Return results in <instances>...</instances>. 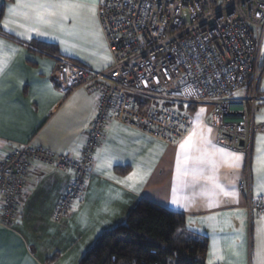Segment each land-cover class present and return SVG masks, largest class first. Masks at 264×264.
Here are the masks:
<instances>
[{
  "label": "crops",
  "instance_id": "crops-1",
  "mask_svg": "<svg viewBox=\"0 0 264 264\" xmlns=\"http://www.w3.org/2000/svg\"><path fill=\"white\" fill-rule=\"evenodd\" d=\"M92 2L96 9L94 21L78 25V36L57 33L39 37L33 34L31 39H22L5 30L2 23L10 15L9 8L16 0H0V7H3L0 38L18 49L0 75V156L28 143L73 158L82 155L95 116L94 99L81 88L72 93L63 92L56 76L57 65L62 61L97 71L112 64L98 22L99 0ZM68 23L70 27L71 21ZM31 42L56 46L58 54L42 53ZM258 90L264 97V71ZM197 111L192 114L191 128L193 122L211 128L212 144L223 149L214 143L215 131L208 123L209 111L204 116L200 114L198 119ZM256 119V123L264 125V106L259 108ZM178 142L168 145L110 121L99 142L96 162L85 181L82 199L60 222H54L52 215L68 189L70 174L46 167L31 169L25 177L26 195L21 201L20 217L10 227L0 225V264H79L98 236L123 224L141 199L183 216L189 232L208 240L205 264L212 258L210 251L214 242L217 248L224 249L225 256L224 261L216 264H228V246L233 240L242 251L243 264H259L264 257V251H261L264 218L255 214L251 222L248 221L246 198L239 188L245 172V155L234 152L242 156L240 167L232 169L221 164L217 170L219 182L229 191L234 190V196L215 197L214 206L208 207L209 197L203 194L204 181L188 188H182L178 183L176 196L183 206L173 205L170 201ZM258 148L264 152V133L254 136L251 148L254 203L264 200V188L260 187L255 171L261 154ZM108 159H111L110 166L105 163ZM138 167L150 171L136 191L116 182ZM209 216H214L215 220H207ZM189 220L194 223L189 225ZM232 260L235 264L236 258Z\"/></svg>",
  "mask_w": 264,
  "mask_h": 264
},
{
  "label": "built area",
  "instance_id": "built-area-1",
  "mask_svg": "<svg viewBox=\"0 0 264 264\" xmlns=\"http://www.w3.org/2000/svg\"><path fill=\"white\" fill-rule=\"evenodd\" d=\"M97 13L112 64L102 71L69 61L57 65L63 92L81 88L94 99L82 155L73 158L30 143L1 155L0 225L10 227L20 217L25 177L34 167L70 174L52 215L54 222L62 221L82 199L110 121L168 145L183 139L192 118L173 103L209 107L214 143L246 157L239 188L248 221L255 214L264 218V200L252 201L249 169L253 138L264 133L255 121L264 0H99ZM133 95L157 104L136 102Z\"/></svg>",
  "mask_w": 264,
  "mask_h": 264
},
{
  "label": "snow or ice",
  "instance_id": "snow-or-ice-1",
  "mask_svg": "<svg viewBox=\"0 0 264 264\" xmlns=\"http://www.w3.org/2000/svg\"><path fill=\"white\" fill-rule=\"evenodd\" d=\"M9 14L2 21L3 28L22 39H31L33 34L39 37L57 33L78 36L80 34L78 25L88 20L94 21L96 9L92 0H16V3L9 8ZM69 21H71L70 27ZM13 25L15 27H12ZM92 34L95 35L96 33ZM56 38H59V36ZM17 51L18 49L14 48L12 44L0 38V75L5 72ZM105 59H110V57H105ZM203 111L204 109H201L200 113ZM200 113H197V119ZM193 123L194 127L190 128L187 135L178 142L170 203L183 206L176 196L178 183L182 188H188L204 181L203 194L209 197L208 207H213V198L220 195H235L234 190L229 191L227 187L219 182L218 168L221 164H225L232 169L238 168L242 156L215 148L209 138L212 129L200 123ZM257 151L261 154L257 158L255 171L260 181V187L264 188V152L259 148ZM78 155L79 153H77ZM105 163L110 166L111 159L106 160ZM149 171L138 167L122 180H116V182L136 191L137 186L145 182ZM110 178L115 179V177ZM206 219L215 220V217L209 216ZM192 223L194 222L189 220V225ZM228 251L230 253L228 264H233V257L236 258L235 264H243V260L240 259L242 251L238 249L235 240L229 244ZM261 251H264V245L261 246ZM210 257L212 258L209 259L208 264L224 261V249L217 248L214 242ZM259 264H264V257H261Z\"/></svg>",
  "mask_w": 264,
  "mask_h": 264
},
{
  "label": "trees",
  "instance_id": "trees-1",
  "mask_svg": "<svg viewBox=\"0 0 264 264\" xmlns=\"http://www.w3.org/2000/svg\"><path fill=\"white\" fill-rule=\"evenodd\" d=\"M3 7H0V21ZM40 52L56 56L57 47L31 42ZM264 71V61L261 74ZM258 106L264 97L257 89ZM191 118L197 106L187 108ZM208 240L186 229L184 217L141 199L124 223L103 232L79 264H205Z\"/></svg>",
  "mask_w": 264,
  "mask_h": 264
},
{
  "label": "rangeland",
  "instance_id": "rangeland-1",
  "mask_svg": "<svg viewBox=\"0 0 264 264\" xmlns=\"http://www.w3.org/2000/svg\"><path fill=\"white\" fill-rule=\"evenodd\" d=\"M261 55H262V62H263V60H264V42H263V46H262V52H261ZM261 65H262V63H261ZM133 99H134L136 102H139L140 100H144V101L146 102L147 105L157 104L156 101H153V102L148 101V100H146V99H145L144 97H142V96H136V95H133ZM173 106H174L175 108H177V109H180L181 111H185V112L190 113V111H189L187 108L190 107V106H194V105L182 106V105H180V104H178V103H173ZM197 109H198L197 113H200V110H201V109H204V111H203L202 113H200V114L203 115V116H204V114L206 113V111H207V112L209 111V107H208V106H203V105H199V106H197ZM255 121L257 122V119H256ZM250 156H251V155H250ZM249 169H250V159H249Z\"/></svg>",
  "mask_w": 264,
  "mask_h": 264
},
{
  "label": "water",
  "instance_id": "water-1",
  "mask_svg": "<svg viewBox=\"0 0 264 264\" xmlns=\"http://www.w3.org/2000/svg\"><path fill=\"white\" fill-rule=\"evenodd\" d=\"M240 145H243V142H241Z\"/></svg>",
  "mask_w": 264,
  "mask_h": 264
}]
</instances>
